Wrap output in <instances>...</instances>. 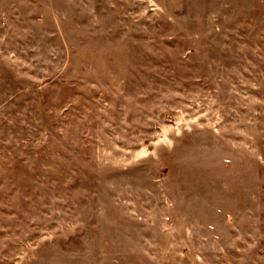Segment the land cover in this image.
<instances>
[{"label": "rangeland", "instance_id": "1", "mask_svg": "<svg viewBox=\"0 0 264 264\" xmlns=\"http://www.w3.org/2000/svg\"><path fill=\"white\" fill-rule=\"evenodd\" d=\"M0 264H264V0H0Z\"/></svg>", "mask_w": 264, "mask_h": 264}]
</instances>
